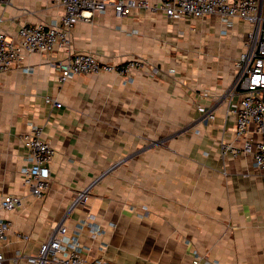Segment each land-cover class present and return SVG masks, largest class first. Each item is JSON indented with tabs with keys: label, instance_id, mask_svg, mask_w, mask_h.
I'll use <instances>...</instances> for the list:
<instances>
[{
	"label": "crops",
	"instance_id": "1",
	"mask_svg": "<svg viewBox=\"0 0 264 264\" xmlns=\"http://www.w3.org/2000/svg\"><path fill=\"white\" fill-rule=\"evenodd\" d=\"M257 2L264 15V0ZM62 11L59 0L0 2V30L14 38L20 25ZM248 30L237 17L226 24L216 14L169 18L144 8L117 17L107 8L73 26L72 48L112 63L142 58L131 79L100 73L60 81L51 62L67 52L58 47L24 54L0 73V196L23 195L3 212L11 223L0 245L4 264L36 253L60 223L87 262L264 264V172L251 156L220 150L233 140L228 108L240 93L228 90ZM198 104L214 118L203 119ZM30 125L55 149L41 198L20 179L28 160L21 134ZM86 188L87 200L72 206Z\"/></svg>",
	"mask_w": 264,
	"mask_h": 264
},
{
	"label": "built area",
	"instance_id": "2",
	"mask_svg": "<svg viewBox=\"0 0 264 264\" xmlns=\"http://www.w3.org/2000/svg\"><path fill=\"white\" fill-rule=\"evenodd\" d=\"M10 2V0H0ZM62 14L49 22L24 23L17 29L14 38H9L0 30V73L8 71L13 63L20 62L23 55L31 52L49 53L54 48L66 50V58L52 61L51 66L59 71V80L64 81L80 74L116 73L126 80L132 78L136 68H143L145 62L140 57H132L117 63L106 62L90 51L72 48L73 26L80 20L90 21L95 12L103 13L112 8L117 17L128 15L133 8L161 10L169 18L202 17L216 14L224 23L237 17L249 25L245 50L235 62L236 74L228 94L239 92L240 98L230 102L228 111L235 116L233 140H222V154H244L252 157L254 166L264 172V15L259 10L257 0H59ZM148 73L156 70L148 66ZM45 100L55 106L60 103L50 96ZM205 120L214 118V111L198 104L196 106ZM21 140L28 151L27 163L20 168V179L29 195L43 197L50 181V163L55 153L52 144L43 138L38 125H30L21 134ZM89 188L77 192L72 206L87 200ZM23 195L6 193L0 196V245L6 242L11 223L3 217L4 211L18 207ZM92 231H98L92 227ZM15 236L28 241L29 235L16 232ZM5 255L0 247V264ZM100 259L87 262L76 236L67 234V227L60 223L49 238L39 245L36 253L17 254L15 264H100ZM194 264H198L195 259Z\"/></svg>",
	"mask_w": 264,
	"mask_h": 264
},
{
	"label": "rangeland",
	"instance_id": "3",
	"mask_svg": "<svg viewBox=\"0 0 264 264\" xmlns=\"http://www.w3.org/2000/svg\"><path fill=\"white\" fill-rule=\"evenodd\" d=\"M5 262V261H4ZM5 264H7V263H5Z\"/></svg>",
	"mask_w": 264,
	"mask_h": 264
}]
</instances>
